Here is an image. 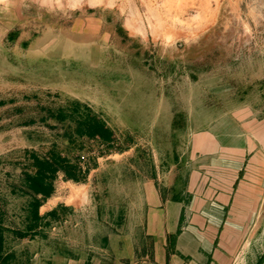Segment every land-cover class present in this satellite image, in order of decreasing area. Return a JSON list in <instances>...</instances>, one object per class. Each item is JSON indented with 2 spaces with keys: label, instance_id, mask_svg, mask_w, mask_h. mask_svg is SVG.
Masks as SVG:
<instances>
[{
  "label": "rangeland",
  "instance_id": "1",
  "mask_svg": "<svg viewBox=\"0 0 264 264\" xmlns=\"http://www.w3.org/2000/svg\"><path fill=\"white\" fill-rule=\"evenodd\" d=\"M107 1H0V100L13 101L0 107V194L11 206L24 198L9 193L8 173L20 171L9 161L25 147L46 150L51 139L39 121L18 126L40 117L38 102L86 101L115 129L119 145L130 143L100 154L86 141V155H99L89 181H68L62 172L56 180L70 203L87 186L90 200L96 192L98 202L127 204L153 165L159 185L180 170L198 131L226 135L245 105L264 118V0ZM149 4L165 27L153 30ZM131 14L138 29L128 24ZM181 110L187 126L173 130Z\"/></svg>",
  "mask_w": 264,
  "mask_h": 264
},
{
  "label": "crops",
  "instance_id": "2",
  "mask_svg": "<svg viewBox=\"0 0 264 264\" xmlns=\"http://www.w3.org/2000/svg\"><path fill=\"white\" fill-rule=\"evenodd\" d=\"M257 114L241 106L226 135L198 131L180 170L163 185L157 174L141 180L127 204L90 200L87 186L70 203L55 181L39 209L44 218L21 237L13 232L24 231L25 203L0 200V264H264V118Z\"/></svg>",
  "mask_w": 264,
  "mask_h": 264
},
{
  "label": "trees",
  "instance_id": "3",
  "mask_svg": "<svg viewBox=\"0 0 264 264\" xmlns=\"http://www.w3.org/2000/svg\"><path fill=\"white\" fill-rule=\"evenodd\" d=\"M192 77L196 79L197 75L194 73ZM50 95L52 94L50 93ZM55 96L59 97L60 95ZM35 97L39 98L38 95ZM8 103H13V101L0 100V107ZM37 108L41 112L38 119L32 117L20 122L18 126L34 125L37 121L46 124L52 131L47 149L25 147L17 159L9 161L13 169L20 168L18 174L8 173V178L11 180L7 181V186L13 197L24 198L23 203L25 204L22 213H19V218L23 219L24 231L13 232L21 235V237L31 233L44 218L39 213L40 206L54 192L55 181L61 172L65 180L79 184H85L89 181L92 169L99 165V155L92 156L88 155L89 153L86 155L84 151L89 149L86 141L97 145L100 154L110 152L113 149L119 148L124 151L130 148L129 142L123 146L121 142L119 145L115 129L101 112L96 111L86 101L66 97L54 105L38 102ZM17 111L23 112L24 109L17 107ZM51 120L55 123H49ZM171 126L173 130L184 129L187 126L185 111L181 110L174 113ZM63 144L64 147H62ZM174 159L175 161L179 159L176 152ZM156 174L153 165L150 177H155ZM94 185L95 183H93ZM94 195L95 199L98 200L99 195L96 192ZM0 196V200L8 201L5 194H0ZM57 212V210L53 212L55 218L60 216L56 214ZM5 217L6 210L0 207V223Z\"/></svg>",
  "mask_w": 264,
  "mask_h": 264
},
{
  "label": "bare ground",
  "instance_id": "4",
  "mask_svg": "<svg viewBox=\"0 0 264 264\" xmlns=\"http://www.w3.org/2000/svg\"><path fill=\"white\" fill-rule=\"evenodd\" d=\"M0 1H6V0H0ZM47 1V0H46ZM75 1H77V0H75ZM173 1V0H172ZM92 2H94V3H97V2H99V3H101V2H103V0H92ZM113 2H114V0H108L107 1V4H113ZM161 6V5H160ZM148 8H149V10H150V13H151V16H152V18H154V22H152L151 20V26H152V28H153V30L154 31H156L158 28H161V27H165L164 26V20H163V18H162V16H161V11L159 10V8H157V7H153L152 5H148ZM161 8V7H160ZM250 13H252V11L250 12ZM128 24L131 26V27H134V28H136L135 27V25L133 24V22L135 21V19H134V15H132L131 14V17H129L128 19ZM135 23H136V21H135ZM139 27V26H138ZM248 27V26H247ZM136 29H138V28H136ZM140 29V28H139ZM166 29H168V28H166ZM167 31V30H166ZM172 31H173V29H172ZM169 36V35H168ZM166 38V37H165ZM174 38V37H173ZM171 39V38H170ZM224 121V120H223ZM226 122V121H225ZM230 124V123H229ZM231 126H234V125H231ZM236 126V125H235ZM237 127V126H236ZM234 128V127H233ZM239 128V127H238ZM231 129H232V127H231ZM223 130V129H222ZM214 132V131H213ZM230 134V133H229ZM232 137V136H231ZM231 140H232V138H231Z\"/></svg>",
  "mask_w": 264,
  "mask_h": 264
}]
</instances>
